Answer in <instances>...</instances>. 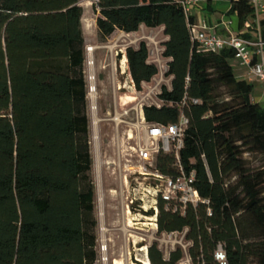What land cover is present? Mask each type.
Returning a JSON list of instances; mask_svg holds the SVG:
<instances>
[{"label": "trees", "instance_id": "trees-1", "mask_svg": "<svg viewBox=\"0 0 264 264\" xmlns=\"http://www.w3.org/2000/svg\"><path fill=\"white\" fill-rule=\"evenodd\" d=\"M184 0H95L100 38L116 30L162 29L161 57L169 86L164 103L145 105L148 123L188 119L179 159L195 172L201 199L183 213L159 202L158 234L184 232L191 264H264V169L248 156H264V111L253 84L237 78L233 51L204 52L192 40ZM229 3L240 26L253 25L251 0ZM79 0H0V264H95L97 220L90 172L85 42ZM247 37L246 34H242ZM136 91L158 76L145 41L125 48ZM221 88L228 96L219 98ZM196 100L197 102H194ZM171 154L157 168L175 175ZM210 213H209V212ZM177 247L164 257L148 247L150 264H179Z\"/></svg>", "mask_w": 264, "mask_h": 264}, {"label": "rangeland", "instance_id": "rangeland-1", "mask_svg": "<svg viewBox=\"0 0 264 264\" xmlns=\"http://www.w3.org/2000/svg\"><path fill=\"white\" fill-rule=\"evenodd\" d=\"M94 2L95 0H79L82 7L81 27L85 48L87 46L94 48L91 56L94 101L88 100L87 115L90 121L88 139L92 156L90 176L95 189L93 215L97 220L95 233L98 239L96 245L98 261L95 264H135L134 256L143 258V254L137 249L144 244L150 246L156 243L164 257L177 247L182 250L185 248L187 251L188 243L184 232H176L169 236L136 230L130 226V215L125 212L126 188L122 185L124 177L130 182L129 166L128 164L125 166L122 159H119L121 161L119 163L117 156V147L126 137L128 128L125 123L117 125L114 118L119 117L125 108H133L118 122L125 120L136 123L134 108H138L140 104L157 101V90L162 85L169 86L170 79L164 75L161 77L159 73L149 85L143 87V92L125 89L122 87L124 80L120 75L118 56L115 53L121 54L125 52L126 47L137 46L140 41H145L150 60L156 63V57H161L165 37L162 29L142 27L136 34L127 35L117 31L102 41L96 28L95 20L98 14L93 7ZM216 6L223 7L225 3L218 2ZM231 63L236 69L234 62ZM258 92L259 88L255 86L252 98L263 104L264 101L260 99ZM228 94L229 90L226 88H221L218 92L219 98ZM124 95L136 98L123 106L121 103L128 100L124 99ZM129 144L133 145V142L130 141ZM247 161L256 170L264 169V156H248Z\"/></svg>", "mask_w": 264, "mask_h": 264}, {"label": "built area", "instance_id": "built-area-1", "mask_svg": "<svg viewBox=\"0 0 264 264\" xmlns=\"http://www.w3.org/2000/svg\"><path fill=\"white\" fill-rule=\"evenodd\" d=\"M203 3L204 0H184L182 6L185 16H192L193 10L202 6ZM251 5L253 9L252 22L256 32L253 39L243 37L242 34L221 37L206 32L207 25L205 23L201 25L193 24L191 34L192 40L196 41L198 48L204 52H219L225 48L231 49L234 58L239 61V65L243 68V71L238 74L240 78L251 84L255 81L259 82L264 93V0H251ZM244 26L246 28L251 27L249 23H245ZM90 48L92 47L87 46L85 48L84 72L87 81V100L93 102L94 76L92 74L93 61L91 59L93 50H89ZM115 54L118 56L119 72L124 80L122 87L136 91L128 70L125 52H121V54L116 52ZM155 61L162 77L167 71V65L160 56H157ZM157 91L159 93L160 89ZM123 97L128 99L121 103L123 106L136 98L127 95ZM120 99H122V96ZM194 102L197 101L194 100ZM163 103L157 98L154 103L140 104L138 108L135 107L136 123L125 120L118 122L133 108H125L119 117L114 118L117 125L125 123L128 128L125 140L123 139L117 147L118 161L119 159L124 160V165L128 164L130 173V182H128L127 177H124L122 182V185L126 188L125 212L130 215L129 223L131 227L136 230L152 231L154 233L158 231L157 217L160 201L164 203L165 209L180 213L185 212L187 205L196 208L200 203H208L207 200L201 199L194 185L195 172L186 173L179 159V151L183 147L184 131L188 124V119L184 113H180L175 123L168 125L148 123L145 120L143 114L145 105L160 107ZM262 106L264 111V103ZM91 109H93V106ZM130 141L133 142V145L129 144ZM159 154H171L173 156L172 167L176 169L175 175H166L159 171L156 164ZM172 234L174 233H163V235L169 236ZM148 247L145 244L138 247L137 250L143 254V258L134 256L135 264H150ZM183 249L185 255L179 264H191L186 249ZM215 259L219 264H226L225 254L220 244L215 251Z\"/></svg>", "mask_w": 264, "mask_h": 264}, {"label": "crops", "instance_id": "crops-1", "mask_svg": "<svg viewBox=\"0 0 264 264\" xmlns=\"http://www.w3.org/2000/svg\"><path fill=\"white\" fill-rule=\"evenodd\" d=\"M218 2H224L225 6L217 7L216 4ZM229 8H230V5L226 1H214L211 3V7L209 8L206 5L202 4V6L197 7L193 10L192 17L194 19V24L201 25L202 23H205L207 25L206 32L214 33L221 37H226L232 34H235V35L236 34H246L247 38L253 39L256 33L255 29L252 27L246 28L244 24L240 26L239 20L236 17V15L228 14ZM117 31L118 30H116L115 32ZM131 34H134V33H131ZM232 61L236 65V69H234V67L232 66V63H231ZM229 63L233 67V70L237 78L241 79L238 74H240V72L243 71V68L239 65V61L235 58H232L229 61ZM252 84L254 87L256 86L257 88H259L258 94H259L260 99L263 100L264 93H263L261 84L256 81L253 82Z\"/></svg>", "mask_w": 264, "mask_h": 264}, {"label": "bare ground", "instance_id": "bare-ground-1", "mask_svg": "<svg viewBox=\"0 0 264 264\" xmlns=\"http://www.w3.org/2000/svg\"><path fill=\"white\" fill-rule=\"evenodd\" d=\"M94 48L92 47V48H90L89 50H93ZM130 97V96H129ZM129 100H133V99H129Z\"/></svg>", "mask_w": 264, "mask_h": 264}]
</instances>
